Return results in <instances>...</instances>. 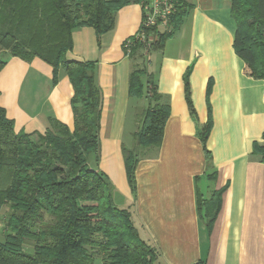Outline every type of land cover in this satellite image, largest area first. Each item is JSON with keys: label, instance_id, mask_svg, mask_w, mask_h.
<instances>
[{"label": "crops", "instance_id": "obj_1", "mask_svg": "<svg viewBox=\"0 0 264 264\" xmlns=\"http://www.w3.org/2000/svg\"><path fill=\"white\" fill-rule=\"evenodd\" d=\"M181 1L189 6L179 28L160 48L143 51L142 62L124 46L140 25L135 2L119 8L113 28L99 36L90 26L72 31L66 58L93 62L101 92L95 164L108 177L114 203L130 212L140 236L159 251L158 264L199 259L264 264V162L252 152L255 142H264V80L246 73L234 51L236 24L228 0ZM4 58L0 107L15 130L43 132L49 118L71 128L73 89L67 75L60 70L53 85L52 68L42 59L26 61L7 53ZM134 63L152 74L169 114L159 146L135 148L139 160L132 191L122 147L133 145L147 105L146 98L128 93ZM209 120L208 163L199 132ZM219 189V209L208 229L198 214L197 194L206 199Z\"/></svg>", "mask_w": 264, "mask_h": 264}, {"label": "trees", "instance_id": "obj_2", "mask_svg": "<svg viewBox=\"0 0 264 264\" xmlns=\"http://www.w3.org/2000/svg\"><path fill=\"white\" fill-rule=\"evenodd\" d=\"M236 24L233 48L246 73L264 80V0H228ZM131 0H0V50L30 61L38 57L52 68V84L60 70L73 89V125L54 118L43 131H16L0 107V209L6 206L0 237V264H158L160 253L144 240L130 212L113 200L108 177L96 167L99 157L101 92L94 80L95 64L66 58L72 31L92 27L99 36L113 28L116 11ZM170 31L152 28L147 46L132 41L129 55L160 48L179 28L188 6L181 0ZM138 61V59H136ZM6 59H0V70ZM132 64L128 93L146 98L133 145L122 147L128 185L135 190V148L159 146L169 114L151 73ZM186 100L195 115L186 85ZM210 120L199 132L205 146ZM264 141V133L262 134ZM252 152L264 162V142ZM89 159H92V163ZM213 173L208 174V176ZM222 189L206 199L197 194L199 217L208 229L219 209ZM193 264H205L199 259Z\"/></svg>", "mask_w": 264, "mask_h": 264}, {"label": "built area", "instance_id": "obj_3", "mask_svg": "<svg viewBox=\"0 0 264 264\" xmlns=\"http://www.w3.org/2000/svg\"><path fill=\"white\" fill-rule=\"evenodd\" d=\"M131 1L140 6L142 15L138 29L124 42L127 51L131 48L133 40L144 43L148 46L154 38V36L150 34L152 28H157L162 31H170V20L176 11L178 0Z\"/></svg>", "mask_w": 264, "mask_h": 264}, {"label": "rangeland", "instance_id": "obj_4", "mask_svg": "<svg viewBox=\"0 0 264 264\" xmlns=\"http://www.w3.org/2000/svg\"><path fill=\"white\" fill-rule=\"evenodd\" d=\"M4 53L3 51L0 50V59H3L4 58ZM128 148H130V145L127 146ZM90 162L92 163V159H89ZM6 206H3L0 210H1V213H0V237L2 236V234L4 233V226H3V222H4V214H3V210L6 211ZM101 263V260L99 258H96V261H95V264H100Z\"/></svg>", "mask_w": 264, "mask_h": 264}]
</instances>
